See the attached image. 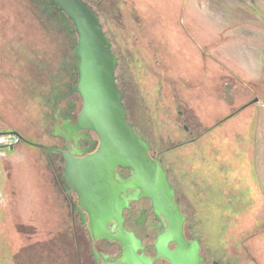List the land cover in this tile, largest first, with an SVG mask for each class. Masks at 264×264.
Segmentation results:
<instances>
[{"label": "rangeland", "instance_id": "1", "mask_svg": "<svg viewBox=\"0 0 264 264\" xmlns=\"http://www.w3.org/2000/svg\"><path fill=\"white\" fill-rule=\"evenodd\" d=\"M88 1L119 57L130 122L210 189L193 215L205 252L264 264V0ZM76 67L38 0H0V264H76L36 145L50 143ZM13 132L23 140L11 149Z\"/></svg>", "mask_w": 264, "mask_h": 264}, {"label": "water", "instance_id": "2", "mask_svg": "<svg viewBox=\"0 0 264 264\" xmlns=\"http://www.w3.org/2000/svg\"><path fill=\"white\" fill-rule=\"evenodd\" d=\"M43 1L60 15L74 41L78 70L75 90L82 109L76 124L69 127L67 140L73 136L77 140L80 138L77 134L84 131L95 133L99 139L93 154L84 159L69 156L65 168L69 187L80 195V203L90 215L95 237L105 236L127 244L129 236L123 228L122 212L128 203L118 197L129 189L138 190L152 201L156 214L164 219L165 230L158 241L159 256L173 264H201V245L185 237L186 215L176 201L167 170L151 154L149 142L128 122L117 85L119 60L100 16L85 0ZM12 134L23 139L18 132ZM36 145L46 151H58ZM118 169L129 170L132 178L119 185L115 180ZM113 221L120 226L117 236L107 226ZM170 242L177 244L173 251L168 248Z\"/></svg>", "mask_w": 264, "mask_h": 264}, {"label": "flooded vegetation", "instance_id": "3", "mask_svg": "<svg viewBox=\"0 0 264 264\" xmlns=\"http://www.w3.org/2000/svg\"><path fill=\"white\" fill-rule=\"evenodd\" d=\"M85 1L89 5L91 4L88 0ZM69 34L73 39L70 32ZM108 37L112 42L109 35ZM113 51L119 60L114 48ZM67 97L68 99L65 101L60 99L61 101L57 100L55 103L58 108L53 115L54 122L51 129H47V136L51 138L50 143L47 145L58 151H46L44 148H40L45 151L47 170L51 178V189H53L57 202L66 213L62 228L64 227L63 230L66 236L72 239L75 244L76 264H173L166 257L159 256L158 241L165 230L164 219L156 214L152 201L142 196L138 190L129 189L120 193L118 197L128 203L122 212L123 228L125 234L129 236L127 244L105 236L95 237L90 225V215L82 207L80 195L69 187L65 168L69 156L84 159L93 154L98 148L97 142L99 139L95 133L84 131L77 134L78 137L80 136L77 140L74 139V136L70 141L67 140L70 135L69 127L76 124L82 109V101L76 90L71 89L66 95ZM127 119L130 122L129 117ZM131 124L135 127L133 123ZM139 135L146 139L141 133ZM21 140L23 139L20 138ZM151 154L160 159L162 166L168 172L169 181L175 189L176 201L186 215L185 237L189 241H199L201 245V255L203 257L201 264H231L228 261L223 262V257L220 260H215L213 259L214 256L207 254L201 238L196 234V223L193 215L206 203L205 198L210 189H202L198 176L190 172L195 168H189V171L181 168L183 166L176 168V164L172 162L168 164L153 149ZM180 164L182 165V163ZM131 178L132 174L129 170L118 169L115 180L119 185H122L123 182L125 183ZM107 226L113 235H118L120 226L117 221H113ZM176 247L177 244L174 242L168 244V248L172 251Z\"/></svg>", "mask_w": 264, "mask_h": 264}, {"label": "trees", "instance_id": "4", "mask_svg": "<svg viewBox=\"0 0 264 264\" xmlns=\"http://www.w3.org/2000/svg\"><path fill=\"white\" fill-rule=\"evenodd\" d=\"M38 1H39V5H40V8H41L42 12L44 14H46V15H50V17L54 21V23L57 26H59V28L63 29L67 33V35L71 39V43H73V39L70 36L68 29L65 27L64 23L62 22L61 17L59 16V14L55 10H53L48 4H46L43 0H38ZM93 7L96 10L95 6H93ZM96 12L98 13L97 10H96ZM106 34L108 36V33H106ZM73 45H74V43H73ZM74 59L76 60L75 56H74ZM76 63H77V60H76ZM75 75H77L76 77L78 78V70H77V67H76ZM77 81H78V79H77ZM77 81H76V83H77ZM75 86L73 85V87H72L73 90H75Z\"/></svg>", "mask_w": 264, "mask_h": 264}, {"label": "built area", "instance_id": "5", "mask_svg": "<svg viewBox=\"0 0 264 264\" xmlns=\"http://www.w3.org/2000/svg\"><path fill=\"white\" fill-rule=\"evenodd\" d=\"M3 137V141H6V145L8 146L16 145L20 141V138L14 134L5 135Z\"/></svg>", "mask_w": 264, "mask_h": 264}]
</instances>
